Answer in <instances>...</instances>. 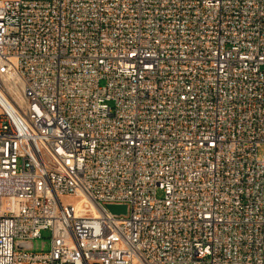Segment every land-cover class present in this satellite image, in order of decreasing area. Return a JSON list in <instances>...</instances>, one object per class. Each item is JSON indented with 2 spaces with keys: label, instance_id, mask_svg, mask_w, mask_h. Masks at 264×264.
<instances>
[{
  "label": "built area",
  "instance_id": "obj_1",
  "mask_svg": "<svg viewBox=\"0 0 264 264\" xmlns=\"http://www.w3.org/2000/svg\"><path fill=\"white\" fill-rule=\"evenodd\" d=\"M0 264H264V0H0Z\"/></svg>",
  "mask_w": 264,
  "mask_h": 264
},
{
  "label": "rangeland",
  "instance_id": "obj_2",
  "mask_svg": "<svg viewBox=\"0 0 264 264\" xmlns=\"http://www.w3.org/2000/svg\"><path fill=\"white\" fill-rule=\"evenodd\" d=\"M257 152H258V155H261L262 152H263V147L262 146L259 147L257 149ZM156 195L158 197L162 196V191L158 189L156 191ZM62 199L63 200H67V201H72L73 200V198H69V197H63ZM41 235H42L41 239H36V240L33 241V247L35 249H38L39 248V246H40V244H41L42 241H46L47 240L48 232L47 231H43Z\"/></svg>",
  "mask_w": 264,
  "mask_h": 264
},
{
  "label": "water",
  "instance_id": "obj_3",
  "mask_svg": "<svg viewBox=\"0 0 264 264\" xmlns=\"http://www.w3.org/2000/svg\"><path fill=\"white\" fill-rule=\"evenodd\" d=\"M107 209L115 214H124L126 208L124 205L106 204Z\"/></svg>",
  "mask_w": 264,
  "mask_h": 264
}]
</instances>
